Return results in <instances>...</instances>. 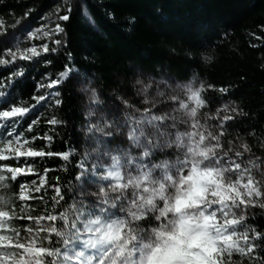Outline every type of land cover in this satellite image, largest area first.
Wrapping results in <instances>:
<instances>
[{
	"label": "trees",
	"instance_id": "16d2710c",
	"mask_svg": "<svg viewBox=\"0 0 264 264\" xmlns=\"http://www.w3.org/2000/svg\"><path fill=\"white\" fill-rule=\"evenodd\" d=\"M66 7L63 0H0V31L27 18L51 16L57 17L55 25L63 29L59 45L50 41L47 50L31 59L4 58L0 47V59L6 63L0 65V80L5 82L0 91L6 93L0 97V110L13 105L29 109L23 115L13 116L16 112L8 115L13 117L0 118V152L18 138L10 139L8 132L12 130L29 150L45 153L22 156L20 161H15L14 152L0 156L2 160L11 155L7 163H20L25 168L20 180L27 194L21 201L11 189L8 173L17 175L21 169L0 167V208L10 213V228L2 229L3 234L12 235L15 229V234L27 235L25 227H38L35 218L63 211L69 202H75L77 191L85 189L81 166L89 138L83 130L95 117L85 116L79 92V83L84 81H91L96 88L99 109L110 112V125L119 127L131 117L134 131L137 119L144 117L141 122L147 124V117L162 114L171 103H143L132 86L137 77L150 85L149 95L163 92L167 96L177 84L203 85L201 97L206 102L201 113H208L207 124L213 130H220L214 115L217 107L231 102L227 113H219L220 117L233 116L223 129V148L227 150L228 141H232L233 151L228 155L239 151V158L258 163L264 173V0H77ZM66 13L70 18L59 20ZM204 56L210 59L205 61ZM21 69L22 76L14 77L9 86V73ZM62 70L68 71L69 77L51 85V80H59ZM209 84L214 87L208 88ZM220 88L227 91L221 93ZM117 94L132 107L119 101ZM39 96L45 99H34ZM57 99L60 105L55 104ZM233 106L236 113L231 111ZM33 119L36 123L29 129ZM50 120L59 123L50 124ZM108 139L111 145L124 142L119 136ZM242 142L248 145L247 152L239 147ZM48 152L53 155L48 156ZM63 152L69 153L67 160L60 158ZM56 187L62 189L64 200L54 210L51 205ZM62 223L57 222V226ZM250 228L264 233V209L253 206L247 210L239 231ZM241 240L245 247V237ZM41 243L47 245V241ZM256 243L259 247L254 255L264 258V240ZM234 259L241 260L237 254ZM246 260L243 258L241 264Z\"/></svg>",
	"mask_w": 264,
	"mask_h": 264
},
{
	"label": "clouds",
	"instance_id": "9594fccd",
	"mask_svg": "<svg viewBox=\"0 0 264 264\" xmlns=\"http://www.w3.org/2000/svg\"><path fill=\"white\" fill-rule=\"evenodd\" d=\"M191 84L190 89L174 86L160 99L161 93L149 95L150 85L137 77L132 86L143 103L171 102L162 114L147 124L137 119L135 131L131 117L119 127L111 125V131L106 122L90 123L83 130L84 136L95 131L124 142L103 152L98 165L103 171L63 208V224L44 226L58 238L59 248L49 253L51 261L28 251L22 264H241L233 260L234 254L243 255L245 250L241 237L246 233L239 228L246 220V208L241 205L264 209V200L253 199L255 177L250 181L248 175L247 183L242 182L246 169L239 170L231 158L221 162L233 151L232 141L225 150L218 129L207 124L208 113H201L205 103L193 99L197 89L200 93L204 89ZM91 96L96 98L93 90ZM230 104H225V113ZM246 145L242 142L239 147L247 152ZM9 218L10 213L0 208V228H10ZM11 231L12 235L0 234V245L17 240L16 230ZM33 236L47 247L41 242L48 237L34 233L26 241L29 250ZM12 255L7 248L0 251V258Z\"/></svg>",
	"mask_w": 264,
	"mask_h": 264
},
{
	"label": "snow or ice",
	"instance_id": "6c2138e0",
	"mask_svg": "<svg viewBox=\"0 0 264 264\" xmlns=\"http://www.w3.org/2000/svg\"><path fill=\"white\" fill-rule=\"evenodd\" d=\"M57 11H59V9H57ZM70 11V9H69ZM69 14H64L59 16V20L62 21H67L69 19ZM54 31L56 33L62 32L63 29L57 25L54 29ZM29 36L34 35V33H32L30 30L27 33ZM51 33L48 31L44 32L45 36L50 35ZM53 44L59 45L60 41L59 40H53L52 41ZM46 46H45V49ZM27 52L31 53V56L25 57L23 55H21V59H31L32 56H36L38 55V52L33 49V48H28ZM52 52H56V49L53 48ZM8 55L12 57V60L14 61L16 59V53L9 51ZM203 59L205 61H207L208 59H210V57L208 56H204ZM6 64L4 62L3 59H0V65H4ZM262 67H264V65H262ZM23 74V70H18L15 72H10L8 79H7V84L9 86H11L15 81H14V77H21ZM70 75V73L66 70H62L59 73V80L58 79H53L51 80V85H57L58 83H60L62 80L68 78ZM0 82L3 83V86L0 88H3L5 85V82L3 80H0ZM139 81H137L138 83ZM161 83H164L163 81H161ZM169 87H171V85H168ZM37 88L40 87V85H36ZM176 87H186V88H191L192 84L189 82L188 84H177ZM201 88H203V85L200 86ZM208 88H213L214 86L209 84L207 85ZM221 93H224L227 91V89L225 88H220L218 90ZM161 93V98L163 99V97L165 96V93L163 92H158ZM54 94V93H53ZM6 95V93L4 91H0V97H4ZM93 96L95 97V91L93 90ZM34 99L37 100H44L45 97L43 96H39V97H34ZM117 99L119 101H121L126 107H132V105H130L128 103L127 99H124L122 96H120V94H117ZM193 99L196 101L197 104L203 102L205 103L206 101L204 99L201 100V93L199 91V89H197L196 92L193 93ZM55 104L56 105H60L61 104V100L57 99L55 100ZM225 104H221L219 105V107H217L216 109V113H218L216 115V120L219 122V135L223 136L224 134V127L226 126L228 121L233 120V116L231 115H223L222 117L219 116V113L221 110L225 109ZM15 110H19L18 113L16 115L13 116H17L19 115H23L24 113H27L29 111V109L27 107H18V106H11L10 108H6V109H2L0 110V113H3L4 116H0V118H8V117H13V116H8L7 114L10 112H13ZM233 113L237 112V109L234 108V110H232ZM153 116L147 117V119H151ZM144 119V117H141V119H139L140 121ZM36 120L33 119L30 121L28 127L29 129L31 128V125L35 124ZM50 124H58L59 121L56 120H50L49 121ZM107 123V122H106ZM134 131V130H132ZM129 135H131V132L129 133ZM8 136L10 137V139L12 137H19V133H17L16 131H12L10 130L8 132ZM108 136V135H105ZM110 137V136H109ZM246 147H248V145H246ZM45 155V153H42L40 151H31V150H27V152H24V150H21V154L14 156L15 161H20V158L23 157H40ZM48 156H52L53 153L48 152L47 153ZM60 155L61 159L67 160L69 157V153L68 152H63ZM13 156L11 155H7L5 157V159L0 160V167L6 168V169H15V168H19L21 169V171L19 172V174L17 175H12L11 172H9L8 174L11 175V189L14 193H18L19 194V198L21 201H24L26 199V192L24 190V182L20 180V176L21 174H23L25 172V168L20 166V163H16L15 166L12 163H7L6 161L10 158H12ZM241 159H244V157H241ZM262 161H264V157L261 158ZM251 163V162H250ZM253 166L258 167V163L254 164ZM247 170V169H246ZM31 170H29L30 172ZM249 171V170H247ZM252 173L249 171V180L252 181ZM41 181L43 182L44 177L41 176L40 177ZM253 182V186L257 187V195L254 197V200H264V188L258 187V182L256 181H252ZM39 191V190H37ZM54 192L55 195L52 196V209H56L58 205L61 204V202L64 200V196H63V192L62 189L59 187L54 188ZM33 199H35V197H32ZM250 206H256V204H252ZM248 205H245V208L247 209ZM62 211L58 212V213H54V212H47L44 215H41L37 218H35V224L38 226L37 228L33 229L32 227H25V233H27V235L21 236L19 232H16V237L17 240L15 242L9 240V242L7 244H3L0 245V251H2L4 248H7L9 250H11L13 252L12 256H8V257H2L0 258V264H16L17 261H20L21 264L23 262V258L28 254V251H32L33 253L38 254L39 257H43V259L45 261H51L52 257L49 255V253L53 252L55 249L59 248V243H57V240L54 242L52 237L54 236L55 238H57L55 236V234L49 230H46V228L44 227L45 225H51V226H55L57 228H59L62 224H60V226H57V222H63L60 219V214ZM5 215H7V213H5ZM29 219H32L31 217H29ZM42 221H47V223H42ZM39 233V236H41V233H44L43 236H47V247H43L41 244H38L37 241V237L33 236V240H32V249L29 250L27 247V238L28 236H32L34 233ZM245 241H246V245H245V250L243 255L237 254L239 255V257L241 258V260H243V258H247V260L244 262V264H264V258L254 255V253L256 252L257 248L259 247V245L256 243L258 240H264V233L256 230L255 228H250V230L245 229ZM248 241H250V243H247ZM63 251V250H62ZM16 253H19V255L17 256ZM233 260L234 259V255H233ZM240 260V262H241Z\"/></svg>",
	"mask_w": 264,
	"mask_h": 264
},
{
	"label": "rangeland",
	"instance_id": "374dc122",
	"mask_svg": "<svg viewBox=\"0 0 264 264\" xmlns=\"http://www.w3.org/2000/svg\"><path fill=\"white\" fill-rule=\"evenodd\" d=\"M77 2V0H63V3L70 7L71 4H74ZM60 3V2H59ZM66 7V8H67ZM57 17L51 16L49 17H43L39 18L38 20H31V18L24 19L20 22H15L11 25H9L4 30L0 31V47L2 49V54L4 58H12L8 55V52H14L16 53V58H20L21 55L28 57L31 56V53L27 52L28 48L35 49L38 54L42 53L45 49V46L53 40H61L62 34L61 32L56 33L54 31L56 25L55 20ZM31 31L34 33V35L29 36L27 33L28 31ZM48 31L51 34L48 36L44 35V32ZM33 57V56H32ZM27 59V58H26ZM95 90L96 98L93 99L91 96V91ZM79 92L81 93L84 109L85 112H92L95 115L93 120L91 119V123H103L107 122L109 124L108 130L111 131V125L107 121L109 111H103L99 108L100 103V97L96 90V88L92 85L91 81H84L79 83ZM19 110H15L13 112L8 113L7 115H10L11 113H16ZM117 111H114L111 113V115L116 114ZM102 117L101 120H97V117ZM109 136H100L98 133H95L93 131L92 133H89L87 138H89V147L88 149L84 151V165L81 166L82 170V176L81 180L84 183V187H91L92 182L94 181V178L98 173H101L103 171L102 168L98 167V165L101 163V157L103 155L104 151L109 150V146L111 145V141L108 139ZM95 148L96 152L93 153L92 149ZM21 150H24V152H27L29 150L27 147H25L24 143L19 141L18 138L15 139V141L12 144L5 145L0 152V156L4 157L6 153L8 152H14L17 155L21 154ZM235 153V152H234ZM231 158L232 164H239L240 169L239 170H249L253 177L256 178L257 182H259L260 175L262 173L261 169H259L260 166L256 167L253 166L254 164L249 163V159H241L238 156H234L233 154L228 155L226 157H223L222 161L228 160ZM103 163L107 164V159L103 160ZM249 171H245L244 178L242 180L243 183H247V176L249 175ZM261 188H264V186H261ZM255 196H253L254 199ZM90 198V197H89ZM241 207H245V205H241ZM253 206L248 205L246 212L249 208H252ZM3 228H0V234H3L1 232Z\"/></svg>",
	"mask_w": 264,
	"mask_h": 264
}]
</instances>
